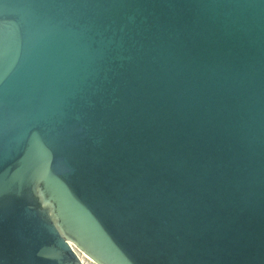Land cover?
<instances>
[{
  "label": "water",
  "instance_id": "water-1",
  "mask_svg": "<svg viewBox=\"0 0 264 264\" xmlns=\"http://www.w3.org/2000/svg\"><path fill=\"white\" fill-rule=\"evenodd\" d=\"M0 264H264V0H0Z\"/></svg>",
  "mask_w": 264,
  "mask_h": 264
},
{
  "label": "bare ground",
  "instance_id": "bare-ground-1",
  "mask_svg": "<svg viewBox=\"0 0 264 264\" xmlns=\"http://www.w3.org/2000/svg\"><path fill=\"white\" fill-rule=\"evenodd\" d=\"M79 257H80V259L82 260V261H88L89 263L91 262L86 256H84V255H82V254H80V255H78Z\"/></svg>",
  "mask_w": 264,
  "mask_h": 264
}]
</instances>
